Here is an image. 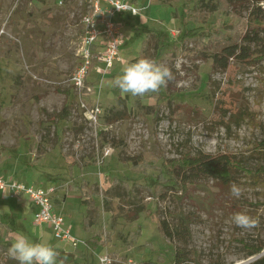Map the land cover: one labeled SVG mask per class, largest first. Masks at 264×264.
<instances>
[{"label": "rangeland", "instance_id": "1", "mask_svg": "<svg viewBox=\"0 0 264 264\" xmlns=\"http://www.w3.org/2000/svg\"><path fill=\"white\" fill-rule=\"evenodd\" d=\"M217 1L133 0L141 11L134 17L139 27L121 23L120 59L104 75L90 70L87 81L95 94L86 95L72 83L86 0H0V174L53 188L54 210L72 236L84 242L98 234L105 242L92 250L82 243L72 247L55 238L47 224L33 225L22 210L19 216H0V244L11 245L19 235L46 242L59 252L57 264H102L98 257L104 254L109 264H169L176 248L184 249L187 259L195 250L199 264H255L262 257H247L238 242L264 241V186L242 173L228 183L193 174L182 198L176 185L167 187L162 198H150L141 187L137 194L144 210L130 222L122 213L107 211L103 199L113 179L128 186L152 183L162 160L198 151L264 164V154L259 158L264 152L255 147L264 139V59L253 65L232 60L222 70L211 58L213 37L196 46L179 40L183 31L198 27L226 36L236 27L243 31L252 0L226 9L216 7ZM183 3L195 19L180 18ZM259 5L264 9V0ZM143 27L166 33L162 52L150 34L143 43L149 33ZM248 46L264 52V32ZM143 47L142 57L168 66L174 79L143 97L121 95L115 78ZM95 103L100 113L94 120L90 110ZM144 162L156 166L144 167ZM233 183L241 190L239 198L230 192ZM80 197L96 212L87 229L81 226L86 205ZM20 199L31 205L27 197ZM179 211L191 218L185 241L163 237L159 230L162 219L176 227L171 215ZM236 212L258 219V225L237 227L231 221ZM0 256L4 264L1 249Z\"/></svg>", "mask_w": 264, "mask_h": 264}, {"label": "trees", "instance_id": "2", "mask_svg": "<svg viewBox=\"0 0 264 264\" xmlns=\"http://www.w3.org/2000/svg\"><path fill=\"white\" fill-rule=\"evenodd\" d=\"M242 0H218L216 7H223L224 9L234 6L236 3ZM249 2V0H246ZM262 0H252L253 5L245 19V26L242 32L238 27L234 28L233 35L226 36L219 31H210L204 29V27L186 29L180 34L181 42L194 43L198 45L202 43L205 38H214L213 44H211V58L213 65L222 70L229 66L230 61L244 62L249 65H253L260 60L264 59V52L251 51L248 46L257 38L258 32H264V9L259 5ZM201 2V1H200ZM199 2V3H200ZM198 8V3L194 7V11ZM182 12L180 18L183 20L189 17L195 19V15L186 10V3L182 4ZM125 23H129L133 26L139 27L134 24V16H127L124 20ZM135 27V28H136ZM144 32H149L145 40L150 37L155 41V45L159 52H162L167 47L165 37L166 33L160 29H148L143 27ZM195 55L196 49L191 50ZM146 53V47L139 50V55L134 59L136 62L138 59L143 58ZM161 90V88H160ZM159 90V91H160ZM102 134V132H101ZM255 147L257 152H264V139L256 143ZM262 154L260 160H262ZM73 163H69L72 166ZM135 166V163L133 164ZM154 163H145L144 167H154ZM144 172V171H142ZM236 173H242L245 177L262 183L264 186V164L257 162L255 165H249L245 159L236 158L234 155L227 153L209 154L201 151L196 152L191 156H185L181 159L164 160L161 161L160 174L152 183H135L128 186L123 180L113 179L111 185L104 192V202L106 204V210L111 211L113 216H117L122 213L124 219L127 222L137 219L140 212L144 210V204L139 199L138 194L142 187L150 198H162L167 187L176 185L180 189L181 195L178 198H182L187 195L188 187L187 182H192L191 178L195 175H205L224 183H228L233 175ZM115 182V183H114ZM114 183V184H113ZM122 188V193H117L116 189ZM78 189H80L78 187ZM80 204L86 205L84 199L80 197ZM172 218L177 222L176 227H171L165 220H159V230L163 237L173 238L177 237L179 240L185 241L189 238V228L191 218L182 211L172 213ZM96 219V212L91 210L86 205V214L81 219V226L83 229H87L88 225L93 223ZM242 248L246 250V256L250 257L259 254L264 249V241H257V243H247L242 240H238ZM87 249H95L100 244L104 245L105 242L101 241L98 234H92L85 241ZM8 244H0L1 251L6 255L4 258V264H18L17 261L11 259L8 255ZM192 256L187 259L186 251L184 249L176 248L172 262L169 264H199L198 254L195 250L188 251ZM1 258V256H0ZM189 261V263H187ZM139 264H159L151 260H144ZM255 264H264V256L257 259Z\"/></svg>", "mask_w": 264, "mask_h": 264}, {"label": "built area", "instance_id": "3", "mask_svg": "<svg viewBox=\"0 0 264 264\" xmlns=\"http://www.w3.org/2000/svg\"><path fill=\"white\" fill-rule=\"evenodd\" d=\"M115 4H127L135 8L138 15L140 8L133 0H86V9L80 18L82 33L79 37L78 55L80 62L72 75L74 87L86 95H94L95 90L88 84L90 70L104 75L118 61L120 46L123 40L120 15H133L130 11L117 10ZM100 113V107L95 103L90 110V117L95 120ZM105 150V155L108 154ZM7 192L9 196L20 200L27 197L34 206L32 224L42 226L47 224L55 238L69 242L72 247L85 244L73 237L65 225L64 218L54 210L52 198L53 188L28 185L17 180H6L0 175V193ZM86 245V244H85ZM102 264H109L110 258L104 254L98 257Z\"/></svg>", "mask_w": 264, "mask_h": 264}, {"label": "clouds", "instance_id": "4", "mask_svg": "<svg viewBox=\"0 0 264 264\" xmlns=\"http://www.w3.org/2000/svg\"><path fill=\"white\" fill-rule=\"evenodd\" d=\"M114 7L138 15L136 9L127 4H115ZM173 79V73L168 66L145 57L125 66L122 74L115 78V86L120 89L121 95L143 97L147 93L158 92L161 87H167L169 81ZM230 192L236 198L241 195V190L235 183L230 186ZM231 221L239 228H252L259 223L258 219L244 212L234 213ZM7 252L18 264H57L58 252L51 245L46 242H31L24 235H19Z\"/></svg>", "mask_w": 264, "mask_h": 264}, {"label": "crops", "instance_id": "5", "mask_svg": "<svg viewBox=\"0 0 264 264\" xmlns=\"http://www.w3.org/2000/svg\"><path fill=\"white\" fill-rule=\"evenodd\" d=\"M127 16L128 15H126V14L120 15L118 17V20L121 23H124V20H125V18ZM134 17H136V16H134ZM14 200L18 204H16V202ZM19 202H21V199L17 200L16 198H13V197L9 196L8 194L5 195L4 193H0V216L6 215V214H10V213H12V215L16 214V216L17 215L19 216L21 211L23 210L24 211L23 214L24 215L30 214L31 220H32V213H33V210H34V206L32 205V203L29 201L31 203V205H29V207H27V206L24 205L25 203L23 204L22 202L21 203H19ZM58 254H59V252H58Z\"/></svg>", "mask_w": 264, "mask_h": 264}, {"label": "water", "instance_id": "6", "mask_svg": "<svg viewBox=\"0 0 264 264\" xmlns=\"http://www.w3.org/2000/svg\"><path fill=\"white\" fill-rule=\"evenodd\" d=\"M264 255V249L259 253L258 256H263Z\"/></svg>", "mask_w": 264, "mask_h": 264}]
</instances>
